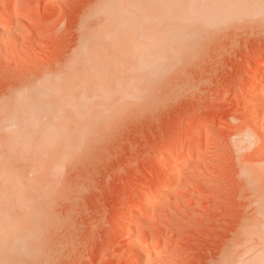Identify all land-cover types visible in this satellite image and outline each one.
<instances>
[{
  "label": "rangeland",
  "instance_id": "rangeland-1",
  "mask_svg": "<svg viewBox=\"0 0 264 264\" xmlns=\"http://www.w3.org/2000/svg\"><path fill=\"white\" fill-rule=\"evenodd\" d=\"M10 1L0 0V125L27 90L51 89L46 83L58 78L78 83L83 43L106 37L115 23V0ZM232 21L132 95H113L116 74L109 75L105 101L90 115L59 119L61 142L38 154L46 163L35 175L43 137L34 149L7 144L12 161L29 163L18 187L31 196L3 199L11 214L0 216L1 238L27 232L4 264H135L128 257L138 256L142 240L140 264H248L264 254V225L250 221L255 190L245 181L247 170L264 166L255 100L264 82V16ZM96 113L103 114L97 122ZM14 130L0 128V146ZM24 149L31 153L23 157ZM179 150L185 158L160 187ZM30 199L43 205L37 224L24 209ZM34 225L41 226L29 238Z\"/></svg>",
  "mask_w": 264,
  "mask_h": 264
},
{
  "label": "bare ground",
  "instance_id": "bare-ground-1",
  "mask_svg": "<svg viewBox=\"0 0 264 264\" xmlns=\"http://www.w3.org/2000/svg\"><path fill=\"white\" fill-rule=\"evenodd\" d=\"M20 1L21 0H11L9 5L16 6ZM11 11L10 13L14 16L18 15L21 9L16 7ZM110 13L111 19L115 23L108 29V35H106V37L99 36L93 40L85 41L79 51L81 57V71L78 83L72 86V81H65V83H62L64 81L58 78L57 80H51L46 83L51 89L39 87L27 90L25 96H19L23 100L16 97L18 100L13 102L14 105L11 107L9 115L6 117L3 124L0 125V128L5 125L15 126L10 141L0 146L1 217L7 215L4 218H8L9 214H11L10 202H4V198L12 200L18 199L21 201V199L23 200V198L25 199L31 196L30 191L24 188V186H26L24 185L25 183L23 187H18V185L22 186L20 183L18 184V181L23 178L24 169L29 163L25 159L12 161L11 157L6 155L5 149L9 142L13 141V144H15L20 140L24 148H33V145H36L35 143L38 139L43 137L46 144L42 145L44 146V150L40 148L43 153L40 150L41 152L36 154H44L43 156H45L46 152L50 149L48 145L52 148L53 145L58 144L59 141L61 142L59 130H61L63 122L58 123L59 119L62 121L65 115L67 117L68 113L75 119H81L86 111L94 107L93 105L105 101L104 97L106 95L103 96V94L108 93L107 78L109 75L112 73L116 74L114 81L117 84V88H114L115 92H113V95H115V93L120 94V96L118 95L119 97L132 95L134 93L133 90L146 87L151 83V80L164 73L165 70H168L180 55L189 52L193 47L190 45L191 43L194 44L196 42L195 44H201V40L203 38L205 40L206 34L209 36V33L215 32L224 23L233 22L232 20H243L248 17L254 18V16H264V0H115V4L112 5ZM110 36H115L116 38V41L112 44H109L106 40ZM257 83L255 87H257ZM56 85L58 87H56ZM130 85H132V89L129 88ZM263 86L261 87L262 89H260V87L255 88L259 91V94L255 92V94H257L255 100L257 107H260V111L258 112L259 116L262 117H264ZM259 89L262 90L261 93ZM129 98H132V96ZM100 106L103 107V105ZM115 108H118V106ZM21 110H23L22 113ZM90 112L92 111L90 110ZM90 112L86 114L90 115ZM96 114V117H94L95 119H93L95 122L103 118V114ZM93 115L94 113L92 116ZM249 117L252 118L253 116ZM67 120L68 119H66V121ZM86 121L84 120V122ZM84 122L81 124L84 125ZM85 126L86 124L84 127ZM80 128L81 130L83 129L82 127ZM67 130L68 128L65 129V132H67ZM20 142L17 143L22 144ZM13 144L11 146H13ZM45 147L48 149L47 151H45ZM27 149H24L25 152L23 157L26 155L25 153H31L28 152ZM33 149H30V151H33ZM196 151L197 150H194L192 153L196 154ZM19 152L21 157L19 156L18 159L22 158L23 153L21 151ZM182 154L183 153L179 150L178 153L176 152L175 156L172 155L174 157L171 156L172 158H170L169 165L166 164L168 168L165 171V176L162 178L160 177V187H163L166 183V178L168 176L173 175L176 169L175 167L180 164L182 157L185 158ZM33 158L36 159V155L32 157V159ZM41 160L42 158L40 159L41 163L39 160H35L37 161L35 165L39 166L38 168H42L46 163ZM41 168L38 170L35 168L36 170H33L35 171L33 172L34 175L37 171H40ZM30 173L29 175H31ZM29 175L28 177L33 176ZM24 179L25 181L28 180L26 178ZM245 181L248 185H252L255 190L252 204L254 214H257V216L250 221L255 222L254 225L258 223V226H263L264 166L247 170L245 173ZM154 195L156 194L154 193ZM153 197L152 195L150 198ZM24 205V209H26L28 213L31 224H37L40 215L42 216L43 205L40 206L37 203H33L31 199L30 202ZM137 207L141 209V206ZM34 226L35 227H31L29 238L30 236L33 237L36 235L35 231H32V228H39L41 225ZM3 232L5 233V231ZM6 234L8 233L6 232ZM26 234L27 232H23L22 229L13 234H9L7 240L2 239V234L0 235V264L6 262L3 254L14 253V247L24 241ZM39 237H41V235ZM4 244L9 245L6 251L3 248ZM28 244H30L29 240L26 246H28ZM142 247L143 240L135 244L133 249L137 252L138 256L133 257L129 255L130 257H128L131 258V260L134 259L135 264H140L144 256ZM20 253L18 255H21ZM248 264H264V254L256 256L255 259Z\"/></svg>",
  "mask_w": 264,
  "mask_h": 264
}]
</instances>
